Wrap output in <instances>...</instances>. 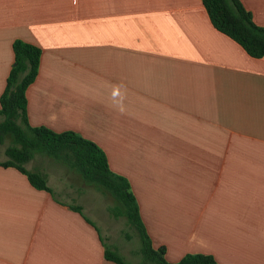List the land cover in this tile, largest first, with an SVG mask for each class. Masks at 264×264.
<instances>
[{
  "label": "crops",
  "instance_id": "crops-1",
  "mask_svg": "<svg viewBox=\"0 0 264 264\" xmlns=\"http://www.w3.org/2000/svg\"><path fill=\"white\" fill-rule=\"evenodd\" d=\"M239 1L264 27V0ZM15 40L41 50L29 126L100 147L169 263L264 264V58L218 32L201 0H0V96ZM24 168L48 189L0 164V264H115L105 249L141 264L107 192L43 155Z\"/></svg>",
  "mask_w": 264,
  "mask_h": 264
},
{
  "label": "trees",
  "instance_id": "trees-1",
  "mask_svg": "<svg viewBox=\"0 0 264 264\" xmlns=\"http://www.w3.org/2000/svg\"><path fill=\"white\" fill-rule=\"evenodd\" d=\"M212 26L254 59L264 58V27L253 23L239 0H201ZM14 62L0 96V145L11 140L4 150L3 167H14L28 178L32 186L47 190L45 177L27 171L24 164L39 154L75 170L87 183L107 192L115 201L109 208L113 217H124L140 240L141 264H217L204 254H187L177 263L165 259V248L154 249L141 221L135 197L128 181L114 174L103 150L94 142L72 131L54 132L46 127H31L26 115V90L38 74L39 47L15 40L12 44ZM81 212L79 207H71ZM104 257L115 264H129L119 254L105 249Z\"/></svg>",
  "mask_w": 264,
  "mask_h": 264
},
{
  "label": "rangeland",
  "instance_id": "rangeland-1",
  "mask_svg": "<svg viewBox=\"0 0 264 264\" xmlns=\"http://www.w3.org/2000/svg\"><path fill=\"white\" fill-rule=\"evenodd\" d=\"M10 143H11V140H10V138L9 137H6L5 138V140H4V142H3V144L2 145H0V156L3 154V151L5 150V148L8 146V145H10ZM127 232H128V230H126ZM125 237H126V235H125ZM138 254V253H137ZM136 254V255H137ZM137 258L139 259V256L137 255ZM133 264V263H132Z\"/></svg>",
  "mask_w": 264,
  "mask_h": 264
}]
</instances>
